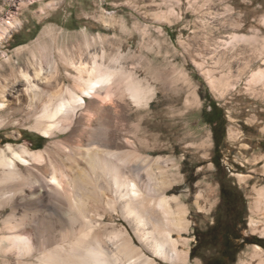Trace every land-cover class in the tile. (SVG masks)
Instances as JSON below:
<instances>
[{"label":"rangeland","instance_id":"1","mask_svg":"<svg viewBox=\"0 0 264 264\" xmlns=\"http://www.w3.org/2000/svg\"><path fill=\"white\" fill-rule=\"evenodd\" d=\"M262 16L264 0H0V84L10 71L31 75L36 69L47 86L78 93L84 74L76 69L89 68L94 54L102 70L120 69L141 80L145 93L138 107L116 94L112 79L109 93L86 100L103 108L91 103L78 116L101 119L143 155L171 160L178 182L169 195L188 212V232L181 234L188 240L185 264H240L252 246L264 250V238L249 225L259 220L252 214V190L264 186L263 161L252 163L264 154V81L244 86L249 73L264 69ZM232 36L245 40L223 51ZM22 81L19 88H27ZM36 90L27 88L25 107L11 119L26 120L35 110L30 102L47 99ZM5 117L0 113L3 143L40 150L49 142L25 128L4 127ZM208 118L217 120L216 139ZM221 188L236 192L231 218L221 207ZM114 221L142 249L132 226ZM226 223L234 225L228 231L234 250L223 256L215 226ZM145 253L156 264H169Z\"/></svg>","mask_w":264,"mask_h":264},{"label":"bare ground","instance_id":"2","mask_svg":"<svg viewBox=\"0 0 264 264\" xmlns=\"http://www.w3.org/2000/svg\"><path fill=\"white\" fill-rule=\"evenodd\" d=\"M261 20L264 23V16ZM238 38L221 43L223 51L236 46ZM94 55L89 68L76 69L84 74L78 93L47 86L36 69L31 75L18 73L20 80L10 71L0 84V113L6 115L1 125L25 128L49 140L40 150L0 140V264H156L145 252L169 264L188 261V240L181 236L188 232V212L178 197L169 195L178 182L170 172L171 160L143 155L101 119L78 116L91 103L95 110L103 108L86 100L109 93L112 79L116 94L125 95L134 106L144 99L141 80L120 69L102 70ZM21 80L47 99L31 101L33 113L15 121L12 112L25 107L27 88H19ZM262 80L260 68L248 74L244 86ZM261 161L264 174V154L252 158L253 165ZM252 191L251 211L259 220L249 225L264 238V186ZM114 217L132 226L142 249ZM247 256L240 264H264V250L257 245Z\"/></svg>","mask_w":264,"mask_h":264},{"label":"trees","instance_id":"3","mask_svg":"<svg viewBox=\"0 0 264 264\" xmlns=\"http://www.w3.org/2000/svg\"><path fill=\"white\" fill-rule=\"evenodd\" d=\"M215 110V107L212 106V110L211 112H213ZM208 122V124L213 125V135L216 139L217 137V131H218V127H217V120L213 119V118H208V120L206 121ZM236 192L230 189H225V188H221L220 190V197H221V207L223 208V210L226 212V214L229 216V218H231L232 216H234V212L236 210V206H237V201H236ZM234 225H230L228 223H226L225 225L222 224H218L215 227L219 228V236L221 237V245H222V253L223 256L227 255V251L231 250L233 248V244L232 242H230V239L228 238V235L230 233H228V231L233 228ZM221 232V233H220ZM231 238L233 240H238L240 237L236 235V237H232ZM206 264H212V263H206Z\"/></svg>","mask_w":264,"mask_h":264}]
</instances>
